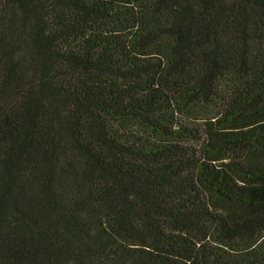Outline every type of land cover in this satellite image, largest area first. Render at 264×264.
<instances>
[{
    "label": "trees",
    "instance_id": "trees-1",
    "mask_svg": "<svg viewBox=\"0 0 264 264\" xmlns=\"http://www.w3.org/2000/svg\"><path fill=\"white\" fill-rule=\"evenodd\" d=\"M0 264H264V0H0Z\"/></svg>",
    "mask_w": 264,
    "mask_h": 264
}]
</instances>
